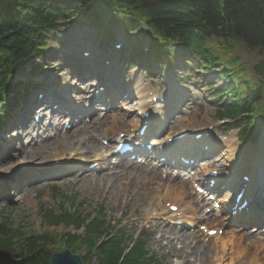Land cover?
<instances>
[{"label":"trees","instance_id":"trees-1","mask_svg":"<svg viewBox=\"0 0 264 264\" xmlns=\"http://www.w3.org/2000/svg\"><path fill=\"white\" fill-rule=\"evenodd\" d=\"M106 3L118 5L131 20L143 18L159 42L196 53L207 65L229 62L242 79L243 92L235 94L228 86L232 98L221 100L218 113H249L254 123L257 117L262 118L264 0H0V102L12 90L9 79L14 72L30 58L43 55L50 30L78 12L100 21ZM0 112L6 115L7 109ZM43 217L49 225H73L75 232L66 233L69 246L76 240L86 249L97 245L98 264H148L132 259L141 250L140 244L128 250L124 238L106 229L103 237L104 224L99 220L88 222L85 216L74 217L63 209L57 213L48 210ZM23 235L22 230L0 223V264H49L51 251L47 247L55 235Z\"/></svg>","mask_w":264,"mask_h":264},{"label":"rangeland","instance_id":"rangeland-1","mask_svg":"<svg viewBox=\"0 0 264 264\" xmlns=\"http://www.w3.org/2000/svg\"><path fill=\"white\" fill-rule=\"evenodd\" d=\"M73 24L74 26L70 27V29L66 31L63 29L58 31L56 39L48 40L45 58H35L32 66L29 62H27V65L15 72V74H13L9 79L11 87H15L14 91L10 92L7 97L8 99H10L13 95H16L18 104H14L12 112H10V115H7L8 117L6 116L4 120V123L6 122L4 128H7L10 125V129H8V131H10L8 133H5L8 139L2 133L0 134V139L2 142L5 140H10L12 137H16L15 134L17 130L18 133H21L22 131V135H24L25 132V135H21V138L17 140L18 144H0V222H4L5 226L8 229L20 231L22 230V232L24 233L23 236L28 238L36 235L41 236L42 234L46 233L66 234L67 232H75L76 229L73 227V225L66 227L61 223L57 226H53L45 223L44 221L43 216L46 211L51 210L53 211V213H57L62 207L63 209H65V207L63 206L65 203L61 202L62 197H71L74 200L75 205H78V210L81 212V214H98V211L102 210V214H105L112 220L120 219L124 222H128L130 226H141L143 224L141 216H143V210L147 204V201L151 197H153V194L164 195L166 193L165 187L163 185L157 184L154 181L153 183H149V181L145 177H141L142 182L135 180V178L130 177L132 174L131 172L129 173V177H124L120 180H118L117 178L105 180L106 178H101L102 172L82 173L83 175H86V177H62L61 179L42 178L41 175L43 173V167L47 166L48 163L54 158V156L50 158L45 157V154H47V150L52 151V154L58 155V157H60L64 153H67L77 154L76 156L80 158L82 154L78 152V145L73 147V145H75V141L81 135L79 130H72L65 136H61L58 139H44L40 143L31 144L30 137L26 136L28 135V132L31 130V128L27 127L25 131L24 127L25 125L28 126L30 121L29 119H25L24 121H22V123H20V125L24 128H12L16 125L19 126L18 123L15 124L12 122L15 118L19 105L24 103L23 101H21L24 94L20 88V85H25L23 82L27 83V88L29 90L27 96H30L31 94L33 95L38 92V89L35 86H43L49 89L50 87L54 86H62L63 83L70 85V82L75 79L74 72L72 70L73 65L69 62V59L72 57V49L76 50V53H78L77 58L79 57L83 60V66L89 65V63L85 61L86 58L80 55V52L82 51L80 49H87L86 46H84L86 41L81 40L78 35V28H83L84 25L78 24L75 26V23ZM82 24L88 25L86 24V22ZM101 31L106 33L104 28H101ZM89 34L90 33L85 34V39L93 40L92 38H89ZM92 42L94 43L93 47L98 52L107 54L110 53L111 55L114 54V57H119V60L117 62L121 67L126 68V72L121 76L122 79H126L121 80L120 78V80L126 81L127 77H129L128 67H126L129 66V62H125L126 54L122 55L120 51L114 50L112 47L113 45L111 44L107 46L104 45L105 41L100 35L95 42ZM73 44H77V46L75 47ZM102 45L105 48H100L101 50L98 49ZM173 49H175L179 54V51L175 47H173ZM126 52H129V50H127ZM120 55L123 56L124 61L122 60V57H120ZM189 59H192L191 55L189 56ZM168 60L171 66L163 67L166 68L164 73L161 74L156 70L152 71L157 79L167 80L171 74L178 73L177 68L179 67V62H181L180 65L184 64V62H187L185 60V57L181 56L171 57ZM140 63L142 66L136 67H139V76L144 74L143 67H146L143 62ZM30 68L38 69L32 71V69ZM215 73V71L206 70L202 66L200 72L198 73L200 75V78L202 77V79L197 82L198 84H196V88L201 95V100L200 102L198 100L195 106L199 105L198 108H200L201 104L205 105V112L203 114V117H196L197 115H191V117H188L187 115L182 114L180 116L181 120L177 122L175 129L170 131V129L168 128L164 132V134L171 135L172 133H175L179 130L191 127L190 119L192 117L196 122L195 127H197V129L205 126L206 122H210L209 117H214L213 114L215 113V109L213 100H208L211 96V93L210 91H206L205 85L209 86L213 84L215 80H218ZM87 75L91 76L90 72ZM38 76H44L42 81H47V84L38 81L36 79ZM75 81L77 80L75 79ZM220 86L221 84L217 83L216 88L219 89ZM74 94L77 93L75 92ZM135 101L136 98L132 97L128 102L130 112L133 111L135 107ZM126 115L128 116V112L125 109H121L120 117H126V119L129 120ZM99 131L100 130H98V132ZM238 132L239 131H235L234 135L237 136L236 133ZM236 141L234 142L235 145H239L236 144ZM96 149L97 146L94 148V150ZM84 155H89V153H85ZM262 157H264V155ZM262 160L263 159L261 158V161ZM24 174H28L26 178H24ZM10 180H12L14 184H16L15 188L9 187ZM138 188H141L140 191L138 190ZM160 188L162 189L160 190ZM171 194L178 193L172 190ZM167 196L173 197V195ZM180 201L182 202L185 200H182L181 198ZM70 203L71 201L69 200L65 205H69ZM228 230H230L231 232H227ZM228 230L226 231V233L232 234V232H234L238 235L241 234L240 232H235L231 229ZM77 231L82 232V229ZM256 237L258 236H251V239H253V242L255 244H257L255 240H258V238L260 239V237ZM184 238L186 240V242L183 243L184 248L183 250L179 251L174 249L173 246L164 247L158 242L154 241H151L150 246L154 250H156L157 253L163 255L165 262L168 264H173V259L176 256L186 257V264H219L217 263V261L215 262V259H217V253L206 250V248L210 245L215 247L216 240H208V242L203 241V243L199 241L197 245H191L188 244L187 241L190 243L192 240H189V237L187 235H185ZM244 245H246L244 246L245 254L237 255V253L232 252L231 257L233 255H237L233 264H236L238 262L240 264H243L244 262L255 264L260 260L259 258L262 254H257L260 253V251H258L259 247H253L254 245L252 247H249L245 243ZM189 250H191V253L188 254L187 251ZM81 252H83V249L79 250L78 254H80ZM244 257L245 259H243ZM188 259H190L191 262H189ZM91 264H95V262Z\"/></svg>","mask_w":264,"mask_h":264},{"label":"bare ground","instance_id":"bare-ground-1","mask_svg":"<svg viewBox=\"0 0 264 264\" xmlns=\"http://www.w3.org/2000/svg\"><path fill=\"white\" fill-rule=\"evenodd\" d=\"M83 31H86V29L85 28H83L82 29ZM74 46H77V44H73ZM73 50V52H72V57L69 59V62L73 65L72 67H83V65H84V63H83V60H81L79 57L77 58V56H78V53H76V50H74V49H72ZM98 54H100L99 52H97ZM75 55H76V57H75ZM101 55V54H100ZM100 55H94V57H93V60H95L96 62H98L97 61V59H99L98 57L100 56ZM102 60H101V62H103L104 61V59L105 58H101ZM113 60V59H112ZM113 61H115V60H113ZM87 62V61H86ZM115 63V62H114ZM84 67H87V65H85ZM123 69V68H122ZM135 70H138V68H132V70L131 71H129L130 72V75H133L132 74V72H135ZM74 71V70H73ZM41 76H38V78L37 79H39ZM140 77L141 78H143V79H148L149 77L147 76V75H145V74H143V75H140ZM150 80H153V79H150ZM70 84H73V83H70ZM115 86H117V85H115ZM75 85H73V87H70V88H68V91H67V93H65V94H63V96H68L72 91H73V89L75 90ZM88 88H90V85L88 84L87 85V89ZM133 89V87L132 86H129V87H127V91H126V94L128 95V96H130L131 95V90ZM145 89H143V91H144ZM121 92L124 94V91L121 89ZM142 94V92H140L139 93V95H141ZM34 95V94H33ZM32 94L30 95V96H28V99L26 100V101H24V103H22V104H20L19 105V107H18V109H17V112H16V115H15V118H14V120H13V122L12 123H18L19 125H20V123H22V121L23 120H21L22 118L25 120H28L29 119V117H31L32 115H33V112H34V106H35V104L36 103H39V105L38 106H40V109H43V106L45 105V103H47L49 100H53V99H57V100H59V101H62V100H65L63 97H61L60 96V94H58V93H52V92H46V97H45V99L44 98H42V99H38V98H36L35 97V95L33 96ZM143 95V94H142ZM91 97H94L93 95L92 96H90V98ZM141 97V96H140ZM79 100H82L83 102H85V100H84V97H81ZM91 105V104H90ZM146 107V108H144L143 110H142V113H144L145 112V110L146 109H150V107H149V105H148V102L147 103H144V105H142V106H140L139 107V109H142V107ZM66 108H68L69 110H70V112H71V110L73 109V107L71 106V104H70V102L69 101H66V102H64V101H62L61 102V104L58 106V109L59 110H63V111H66L67 109ZM75 114V113H74ZM242 114H245V115H247V113H242ZM6 115H10V113L9 114H6ZM152 115H154L152 112L150 113V111H149V117L147 118V119H145V118H136L135 119V123H149V127L146 129V135L145 136H143V137H141L140 139H138V138H135L136 137V135L134 134V132L133 133H131L129 136L131 137L130 139H135V140H137L140 144L150 135V134H156V130L154 129V127H153V125H154V119H150L151 117H152ZM7 116V117H8ZM60 116H63V115H60ZM112 118H113V123L110 125V124H107V129L106 130H108L107 131V133L109 134V133H113V132H116V127H122V128H127V122L126 121H122V120H119L120 118H117L116 116H112ZM63 119H64V116L63 117H60L59 119H58V123L59 122H62L63 121ZM109 119V118H108ZM107 119V121H109ZM19 120H21L20 122H18ZM106 121V122H107ZM98 117H96L95 115H93V116H91V119H90V122L89 123H86L85 121H80V123L78 124V129L81 131V135L79 136V138L75 141V145H73V147L74 146H77V145H79L80 146V149H79V151L78 152H83V153H89L88 152V150L91 148V147H93V146H98V142H100V141H102L105 137H107V136H104V137H102V136H100V134L99 133H91V132H87V130H88V127H89V125L91 124L92 126H95V128L97 127V125H98ZM9 127H10V125H9ZM22 127V126H21ZM53 128V129H55L56 128V126H54V125H52V124H48V126L45 128V132H48L49 131V129L50 128ZM93 130H95V129H93ZM31 132H32V129L28 132V134L30 135L31 134ZM35 132V131H34ZM21 133H22V131H21ZM21 133L19 132L18 133V131L16 132V134L15 135H17V140L19 139V135L18 134H20L21 135ZM264 133V132H263ZM232 139V138H231ZM231 139L230 140H227L226 141V143H225V146H232L233 145V143H232V141H231ZM132 141V140H131ZM159 140H157V142H158ZM262 141H263V143H264V138L262 139ZM228 144V145H227ZM164 146L163 145H161V146H158V148H163ZM235 147V146H234ZM230 148V147H229ZM81 149H82V151H81ZM85 149V150H84ZM192 152V151H191ZM46 153L47 154H45V157L46 158H48V157H52V156H54V159H58V155H55V154H52V151H50V150H47L46 151ZM76 153V152H75ZM145 155H146V157L148 156V154H149V152L146 150L145 152ZM193 153V152H192ZM161 154L162 155H165V154H163L162 152H161ZM193 154H195V153H193ZM123 157H125V155H122V156H120V159H122ZM245 158V157H244ZM103 159L104 160H106L107 159V157H103ZM257 159H255V161H256ZM55 161V160H54ZM233 161H234V163L236 162V160L234 159V157H233ZM245 159H243L242 160V163H245ZM255 161H253V160H251L250 161V165L253 167V169H251L250 170V174L251 175H254L255 174V172L260 176L261 175V173L263 172V170L261 169V172H258L255 168H257L256 167V163H257V161L255 162ZM149 163H152V161H149ZM85 164H86V161H84V159L83 160H81V162L79 161V162H76V163H74V164H72L73 165V167L74 168H77V167H79L80 169H84V167H85ZM239 165H240V163H239ZM143 165H138L137 163H134V162H132V161H127L126 162V164H123V165H120L119 164V166H117V167H121L123 170L124 169H126V168H129L130 169V172L131 173H133L134 174V177L138 180L140 177H145V178H148L147 180L149 181V183H153V181H156V179H159V173L157 172V171H150L149 170V172L148 173H150V174H147V173H144V172H142V170H143V167H142ZM73 168V169H74ZM116 168V167H115ZM153 168H154V166H153ZM258 169V168H257ZM71 170H68V172L69 173H67V174H65V175H70V177H75V176H77L78 174L77 173H71L70 172ZM118 172V171H117ZM53 173L56 175V174H60V173H65V171H64V166H60V167H58V168H55L54 169V171H53ZM27 175L28 174H24V178H26L27 177ZM139 175H140V177H139ZM63 177V176H62ZM170 179L165 183V184H167V194H171L172 193V190H174V192H177L178 194H180L181 192L180 191H176V188L174 187V186H172V185H170L171 184V182L172 181H174L175 179L173 178V176L171 175L170 177H169ZM109 180V179H108ZM181 183H183L182 181H180ZM9 187H11V188H15L16 187V184H14L13 183V181L12 180H10V183H9ZM188 183L187 182H184L183 184H182V188L184 189V188H188ZM181 187V186H180ZM161 190V189H160ZM181 190V189H180ZM258 191H262V193H264V190H262V188L260 187L259 189H258ZM7 192V191H6ZM191 193L188 191V192H186V194H185V196H187V198H185V200H189V201H191V203H190V205H189V207L187 208V210L196 218V219H199V218H197V217H200V213H201V210H203L202 208H201V204H200V200L196 197V195L194 196V197H191ZM180 196H182V195H180ZM255 196H256V193H255ZM203 197V196H202ZM205 197V196H204ZM257 197H259V196H257ZM158 201H160V199H158ZM200 201V202H199ZM186 202H188V201H186ZM153 205H155V207L158 209V207H160L161 205H160V203L159 202H156V200L154 201V204ZM251 209V208H250ZM250 209L248 210V214H249V211H250ZM186 210V209H185ZM251 211H253V212H255V207L253 208V209H251ZM244 215V214H243ZM229 216V215H228ZM224 217V219H226V220H229V221H232L233 220V214H230V216L229 217ZM255 218H258V215H256V213H255ZM88 219V218H87ZM212 221H214V219H212ZM215 221H217V219L215 220ZM197 221L196 220H194V223H196ZM243 222H246L245 221V219L243 220ZM218 224H220V223H224V221H219V222H217ZM229 222L228 221H225V224H228ZM193 224V223H192ZM221 226V225H220ZM243 226H252L251 225V223H243ZM239 230V229H238ZM218 232H219V229H218ZM227 232H231L230 230H228ZM240 232V231H239ZM220 233V232H219ZM224 233V232H223ZM251 235L252 234H248V235H244V234H236V233H234V232H232V234L231 233H226L225 232V234L223 235V236H221V237H218V239H216V242H215V247L214 246H212V245H210L209 247H207L206 248V250L207 251H212V252H216L217 253V259H215V262L217 261V263H219V264H233L234 263V261H235V258L237 257V255L238 254H245V250H244V246H246V245H244V243L245 244H247L249 247H252L253 245V247H259V249H258V251H260V253H257V254H259V255H261L260 256V260L259 261H257L255 264H263L264 263V241H258V240H255V242L257 243V244H255L254 242H253V239H251ZM226 243V244H225ZM232 246V247H231ZM232 252L233 253H237V255H233L232 257H231V254H232ZM220 256H219V255ZM227 258H229V259H227ZM243 259H245V257L243 258ZM190 262V261H189ZM214 264H216V263H214ZM236 264H240L239 262L238 263H236ZM243 264H247L246 262H244Z\"/></svg>","mask_w":264,"mask_h":264},{"label":"water","instance_id":"water-1","mask_svg":"<svg viewBox=\"0 0 264 264\" xmlns=\"http://www.w3.org/2000/svg\"><path fill=\"white\" fill-rule=\"evenodd\" d=\"M52 264H81L77 256H72L68 251L55 254L52 257Z\"/></svg>","mask_w":264,"mask_h":264}]
</instances>
